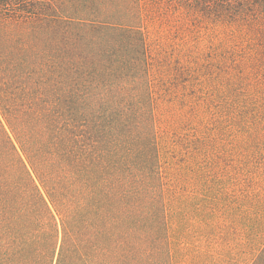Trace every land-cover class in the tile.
I'll use <instances>...</instances> for the list:
<instances>
[{
	"label": "trees",
	"instance_id": "obj_1",
	"mask_svg": "<svg viewBox=\"0 0 264 264\" xmlns=\"http://www.w3.org/2000/svg\"><path fill=\"white\" fill-rule=\"evenodd\" d=\"M175 242L264 264V0H0V264Z\"/></svg>",
	"mask_w": 264,
	"mask_h": 264
},
{
	"label": "rangeland",
	"instance_id": "obj_2",
	"mask_svg": "<svg viewBox=\"0 0 264 264\" xmlns=\"http://www.w3.org/2000/svg\"><path fill=\"white\" fill-rule=\"evenodd\" d=\"M175 264H248V250L244 243L208 245L200 242L190 246L173 244ZM220 253V255L218 254Z\"/></svg>",
	"mask_w": 264,
	"mask_h": 264
}]
</instances>
